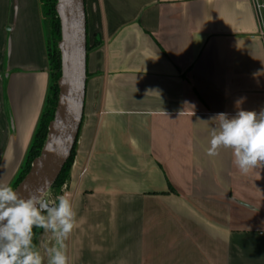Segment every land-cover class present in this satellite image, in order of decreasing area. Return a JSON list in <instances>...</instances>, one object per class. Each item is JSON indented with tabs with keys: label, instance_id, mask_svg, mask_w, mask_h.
<instances>
[{
	"label": "crops",
	"instance_id": "1",
	"mask_svg": "<svg viewBox=\"0 0 264 264\" xmlns=\"http://www.w3.org/2000/svg\"><path fill=\"white\" fill-rule=\"evenodd\" d=\"M69 264H264V168L207 154L210 118L264 109L253 0H85ZM41 0H0V183L22 173L52 84Z\"/></svg>",
	"mask_w": 264,
	"mask_h": 264
},
{
	"label": "clouds",
	"instance_id": "2",
	"mask_svg": "<svg viewBox=\"0 0 264 264\" xmlns=\"http://www.w3.org/2000/svg\"><path fill=\"white\" fill-rule=\"evenodd\" d=\"M241 103L236 102L234 116L221 112L210 118L217 124L207 154L218 156L221 149H230L234 165L247 175L264 168V109L243 110ZM77 226V210L67 193L49 203L39 194L25 196L0 183V264H43L34 228L51 233L54 241L46 248L47 264H69L66 241Z\"/></svg>",
	"mask_w": 264,
	"mask_h": 264
},
{
	"label": "water",
	"instance_id": "3",
	"mask_svg": "<svg viewBox=\"0 0 264 264\" xmlns=\"http://www.w3.org/2000/svg\"><path fill=\"white\" fill-rule=\"evenodd\" d=\"M60 17L61 77L55 113L45 143L29 171L14 188L42 200L54 185L77 142L87 86V17L85 0H58Z\"/></svg>",
	"mask_w": 264,
	"mask_h": 264
},
{
	"label": "trees",
	"instance_id": "4",
	"mask_svg": "<svg viewBox=\"0 0 264 264\" xmlns=\"http://www.w3.org/2000/svg\"><path fill=\"white\" fill-rule=\"evenodd\" d=\"M41 1L44 4V8L46 9L47 13H49V15L51 17L52 32H54V34L56 35V37H57L56 40L58 43L61 40L60 17L56 11V4H57L58 0H41ZM87 49L88 50L90 49L88 47V42H87ZM49 55H50L51 67H52V65H54L55 69H57L59 71V76H57L54 80V71H53L54 69L52 67L51 90L54 89V85H55V92L52 95L51 90H50V96L48 98V105L42 114V117H41L38 129L36 131L34 140L32 142L30 150L28 152L27 160H26V163L24 165L23 171L14 182V188L18 185V183L22 180V178L26 175V173L29 171V169L31 167L32 162H30L28 164V159H30V155H32V153H33V157L31 160V161H33L40 154V151H41V149L45 143L46 137H47L50 122L52 121V119L54 117L55 107H56L58 95H59L58 80L61 77V51L59 50L57 45L54 47L53 51L50 52ZM40 133H41V135H40ZM75 147H76V144L74 146V149H73L70 157L68 158L66 164L64 165L60 175L58 176L56 182L54 183V185L52 187L57 186L58 184L62 183L65 179L68 178L69 171L71 169L72 162L74 159ZM34 149H35V151L33 152ZM42 230L43 229H35L34 228V243L36 242L37 237L42 233Z\"/></svg>",
	"mask_w": 264,
	"mask_h": 264
},
{
	"label": "rangeland",
	"instance_id": "5",
	"mask_svg": "<svg viewBox=\"0 0 264 264\" xmlns=\"http://www.w3.org/2000/svg\"><path fill=\"white\" fill-rule=\"evenodd\" d=\"M261 4L264 3V0H259ZM44 6V4H43ZM44 12L45 15L47 17V19L49 20V24H50V52L53 51L54 47L57 45V40H56V35L54 34V32H52V21H51V17L49 15V13H47L46 9L44 8ZM88 38V47L92 48L94 47L97 43L96 40H93L92 37L89 38V36H87ZM53 67V71H54V80L57 76H59V71L57 69H55V66L52 65ZM55 92V85H54V89L51 90V93L53 95V93ZM41 135V133H40ZM35 151V149L33 150V152ZM33 157V153L32 155H30V159H28V164L31 161ZM73 164V162H72ZM72 167V166H71ZM70 174V171H69ZM69 176L67 179H65L62 183L58 184L55 187H52L45 195L46 200L51 203L55 200V198L59 195H64L66 193V189H67V182H68ZM14 188V185L12 186ZM70 198V200H72V197L68 196ZM36 246L39 249V251L41 252V254L44 256V262L43 264H47V255H46V248L51 246L54 241L52 240L51 237V233L45 232L44 230H42V233L37 237L36 239Z\"/></svg>",
	"mask_w": 264,
	"mask_h": 264
},
{
	"label": "built area",
	"instance_id": "6",
	"mask_svg": "<svg viewBox=\"0 0 264 264\" xmlns=\"http://www.w3.org/2000/svg\"><path fill=\"white\" fill-rule=\"evenodd\" d=\"M253 3L260 26V34L264 38V3L261 4L259 0H253Z\"/></svg>",
	"mask_w": 264,
	"mask_h": 264
}]
</instances>
